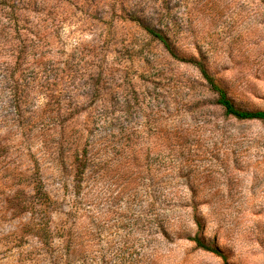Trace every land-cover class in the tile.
Here are the masks:
<instances>
[{"label": "rangeland", "instance_id": "rangeland-1", "mask_svg": "<svg viewBox=\"0 0 264 264\" xmlns=\"http://www.w3.org/2000/svg\"><path fill=\"white\" fill-rule=\"evenodd\" d=\"M145 26L264 108V0H0V264H264V121Z\"/></svg>", "mask_w": 264, "mask_h": 264}, {"label": "trees", "instance_id": "trees-1", "mask_svg": "<svg viewBox=\"0 0 264 264\" xmlns=\"http://www.w3.org/2000/svg\"><path fill=\"white\" fill-rule=\"evenodd\" d=\"M145 29L153 38L159 40L163 44V46L172 57L190 63L198 69L201 77L205 80L208 87L216 94V102L222 107L226 116H231L237 120L255 119L264 121V108H242L237 106L229 96L227 88L221 83L219 78L214 76V74L209 71L207 64L205 63L203 58H181L177 55L169 37L162 30L151 28L148 26H145ZM194 221L198 227L202 228L201 221L196 214L194 215ZM190 240L195 243L196 247L206 251H210L221 257L224 264H230L227 255L217 245L205 241L202 236L198 235V233L190 237Z\"/></svg>", "mask_w": 264, "mask_h": 264}]
</instances>
